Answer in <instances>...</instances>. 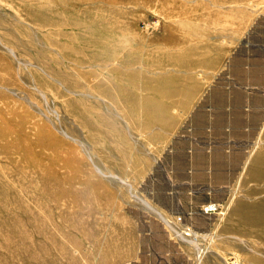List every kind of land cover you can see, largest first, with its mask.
<instances>
[{
  "label": "rangeland",
  "instance_id": "1",
  "mask_svg": "<svg viewBox=\"0 0 264 264\" xmlns=\"http://www.w3.org/2000/svg\"><path fill=\"white\" fill-rule=\"evenodd\" d=\"M245 80L263 119L247 120L241 161L155 176L209 93ZM130 82L149 89L127 100ZM259 173L264 0H0V264H264V229L247 222Z\"/></svg>",
  "mask_w": 264,
  "mask_h": 264
},
{
  "label": "crops",
  "instance_id": "2",
  "mask_svg": "<svg viewBox=\"0 0 264 264\" xmlns=\"http://www.w3.org/2000/svg\"><path fill=\"white\" fill-rule=\"evenodd\" d=\"M252 61L253 60L250 61V68L246 72V75H250V80H253L252 78L256 77L254 74L256 71L255 68L258 69L260 66L253 64ZM243 65L244 64L242 63H236L235 69L243 67ZM239 72L233 75L235 79H237V77L239 78V75L242 74ZM242 79L244 80L243 76ZM226 83L227 82L218 86L216 91H211L206 97L207 102L211 103H209L210 105L208 104L195 110L192 122L189 123L191 126L190 131L187 132L185 136L177 138L174 141V144L172 145V150L174 153L172 154V158L168 161V167L165 163L158 165L155 176L162 177L165 175L164 171L169 169L174 170L175 175L176 173H179V175L183 176L185 174V170L190 167V174L193 178L192 182H194L198 175L209 176L215 173L216 164L214 163V160H217V154H220V158L223 159L229 158V155L231 157H234L235 155L236 159L239 162L241 161L242 155L240 147H242L241 144L243 136L248 133V122L250 121L253 113L255 120L260 122L263 119L261 112L262 108L260 109L258 103H251L252 97L255 98L253 94L256 95V97L258 94L254 92L253 89H255V86H253L250 81L248 82L245 80V82H241V86L238 87L237 85L231 86L234 88H227L228 84ZM251 87L253 89H250ZM237 94L242 95L243 98L239 103H233ZM233 115L234 118L232 119ZM228 118L232 120V123L229 122ZM232 127L238 132L237 135H233L230 132ZM230 140H234L237 147L236 150L231 151L232 153L235 152L233 154H230V151L228 150L229 145L234 144ZM208 169L211 172L209 175H207ZM223 169H227V166H225ZM181 181L185 180L182 179ZM159 187H157V189L163 192L170 191V186H164L162 188ZM216 189L220 190V186L218 185V187L215 186L214 188L207 186L206 188V190ZM165 197L167 198V202H169L168 196L164 195L163 198L165 199ZM181 197L186 201L184 196ZM179 199L180 198L177 197L175 201H178ZM145 231L150 232L153 239L154 236L158 238L161 235H165L160 226L154 223H149ZM160 240L163 239L160 238Z\"/></svg>",
  "mask_w": 264,
  "mask_h": 264
},
{
  "label": "bare ground",
  "instance_id": "3",
  "mask_svg": "<svg viewBox=\"0 0 264 264\" xmlns=\"http://www.w3.org/2000/svg\"><path fill=\"white\" fill-rule=\"evenodd\" d=\"M78 1L79 2H83L84 0H78ZM173 44H174V42H173ZM160 59H162V56H161ZM132 61L133 60L131 58L130 59L127 58V59L122 60L123 64H129L130 62L132 63ZM124 77H126L127 79H129L130 77H132V73L124 74ZM129 86H130V89L127 92H125L124 91V88L122 87V85L121 84H118V88H119L120 92L121 93H126L127 94L126 96L129 97V99H127V100H130V98H132V96L134 95L133 94V91H134L135 88L136 89H139L140 91H144V90L146 91V90L149 89V86L147 84H145V85L144 84L139 85V84H136V83L133 84V83L130 82V85ZM144 108H145L144 111L148 114L149 113V107H148V99L147 98H145ZM147 119H148V121H152V118H149L148 117ZM251 177H257L258 179H263L264 180V173L255 174V175H252ZM136 197L137 196H135V198ZM138 200L144 205V207H145L146 210L152 211L153 213L157 214V216L160 219H162L163 222H165L168 226H170L169 225V220H167L166 218H164V216H163V214L161 212H159L156 209H154V207L151 206L147 201H145L143 199H138ZM219 206L220 205H217V204H214V203L211 202V203L206 204V207H204L203 211L205 213L216 212L218 214H221V213L218 212V210H219L218 207ZM252 209H253L252 215H251V217L249 219H247V222L249 221V227H253V228H258L259 227V229H261V228L264 229V200L261 201V202H257L256 204H253L252 205ZM170 228L173 229L171 226H170ZM195 234L196 233L191 232L189 235H192L193 238H196ZM175 235H177L178 237H180V236L182 237V234L181 233L179 234V233L175 232ZM184 235H186V234H184ZM203 239H204V237H203ZM183 241H186V240L184 239ZM191 243H193V245L195 246V248L198 251L199 248L197 247L196 242L194 240H192ZM247 261H250L252 264H257V262H256V260L254 258L247 259Z\"/></svg>",
  "mask_w": 264,
  "mask_h": 264
}]
</instances>
